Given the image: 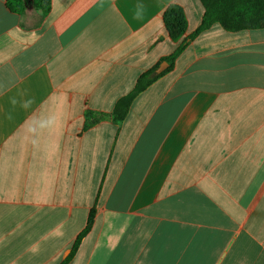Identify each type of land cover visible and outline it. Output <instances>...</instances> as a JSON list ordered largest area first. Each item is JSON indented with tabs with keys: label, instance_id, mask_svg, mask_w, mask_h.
I'll list each match as a JSON object with an SVG mask.
<instances>
[{
	"label": "crops",
	"instance_id": "0c3cea01",
	"mask_svg": "<svg viewBox=\"0 0 264 264\" xmlns=\"http://www.w3.org/2000/svg\"><path fill=\"white\" fill-rule=\"evenodd\" d=\"M171 5L189 38L200 0H0V264H62L93 208L68 264H264V28L202 31L113 121Z\"/></svg>",
	"mask_w": 264,
	"mask_h": 264
},
{
	"label": "trees",
	"instance_id": "16d2710c",
	"mask_svg": "<svg viewBox=\"0 0 264 264\" xmlns=\"http://www.w3.org/2000/svg\"><path fill=\"white\" fill-rule=\"evenodd\" d=\"M34 6L47 14L51 9V0H33ZM204 7V16L202 24L189 38H182L187 31V19L183 9L178 5H171L163 16V21L170 37L175 41H180L176 51L165 58L170 67L180 53L188 46L191 39L196 37L202 31L210 28L214 24L231 32H237L247 29L264 28V0H200ZM7 7L10 11L21 14L24 11V0H7ZM158 66L144 72L137 80L134 90L128 95L122 97L115 105L112 118L115 123L123 121L134 101V99L149 87L161 74L156 73ZM87 123L85 128L98 123L103 114L87 112ZM95 218V209L89 214L87 225L74 242L70 254L62 262L68 264L75 256L83 238L91 229Z\"/></svg>",
	"mask_w": 264,
	"mask_h": 264
},
{
	"label": "clouds",
	"instance_id": "9594fccd",
	"mask_svg": "<svg viewBox=\"0 0 264 264\" xmlns=\"http://www.w3.org/2000/svg\"><path fill=\"white\" fill-rule=\"evenodd\" d=\"M13 103H15V101H13ZM25 107H27V104L25 105ZM56 123V120L54 117L49 118L48 120L44 121L42 126H54ZM32 131H35V129H32Z\"/></svg>",
	"mask_w": 264,
	"mask_h": 264
},
{
	"label": "water",
	"instance_id": "95a60500",
	"mask_svg": "<svg viewBox=\"0 0 264 264\" xmlns=\"http://www.w3.org/2000/svg\"><path fill=\"white\" fill-rule=\"evenodd\" d=\"M168 66L167 62H163L162 64H160V66L156 69V73L160 74L162 73Z\"/></svg>",
	"mask_w": 264,
	"mask_h": 264
}]
</instances>
